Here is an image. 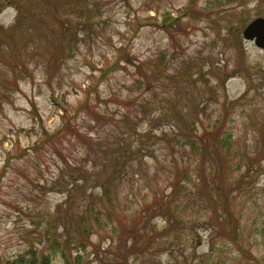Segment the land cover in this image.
<instances>
[{"label":"rangeland","instance_id":"obj_1","mask_svg":"<svg viewBox=\"0 0 264 264\" xmlns=\"http://www.w3.org/2000/svg\"><path fill=\"white\" fill-rule=\"evenodd\" d=\"M259 16L264 0H0V261L33 252L51 264H264V48L243 36ZM51 59L61 68L49 78ZM147 70L165 82L133 100L142 93L172 115L150 129L140 120L126 139L144 157L116 162L118 103ZM86 99L109 114L74 118ZM186 130L217 143L172 145ZM190 192L172 226L158 215L145 223L157 195L181 204Z\"/></svg>","mask_w":264,"mask_h":264},{"label":"trees","instance_id":"obj_2","mask_svg":"<svg viewBox=\"0 0 264 264\" xmlns=\"http://www.w3.org/2000/svg\"><path fill=\"white\" fill-rule=\"evenodd\" d=\"M163 26H164L163 29H165V25H163ZM3 49L5 50V47ZM27 55H29V54H27ZM14 62L16 64V62H18V61L15 60ZM24 64H25V62H24ZM47 65L45 66L46 67L45 71H46V74L48 75L49 78H50V75L52 76L54 73V70H53L54 66L58 67V69L61 68V64H59L58 62H55L53 59L49 60ZM137 67L139 68V66H137ZM14 68H15V66H14ZM149 71L150 70H147V73H145V75H142V73L139 71L140 72L139 77L127 89L128 94H129L128 97H126V99L124 101H120V103H118V104H121L122 107L124 105L125 108L124 107L121 108V109H124V113L122 115V121H118V120L114 119V121L112 123V124H115V123L119 124L116 126L118 127L120 133L123 135L122 136L123 138L120 139L119 142H116V146H112V148H111L112 154H115L114 158H115L116 162H119L122 159L125 160L124 162H129V161H132V158L144 157V155H138L135 153V151L140 152L141 149H144L141 147L140 144H138L137 138L136 137L133 138L132 144H130L129 140L126 139V137H130V135L131 136L135 135V133H133V132L137 131L136 130L138 128L137 124L139 123L140 120H141V122L144 121L145 124H147V128L150 129V128H153V125H154V123H152L154 121L153 118H158V117H163V116L165 117V116L172 115L171 112L167 111V110H170L171 108H167L165 106H160L159 108L156 107L157 104H159L161 101L158 100L157 103L155 104L153 102L154 100L152 98H150L149 96L146 97V96H144V94L142 95V93H141V100L139 103H137L135 100H133V96L136 95V92L139 89H142L143 87H145L144 91H149V92L154 91L158 87V85H161L160 81L165 82V81H162V78L159 77L160 75L158 73L157 74H156V72L150 73ZM183 71L184 70L180 71V73H182ZM165 77L170 78V74H168ZM133 103L138 104V109L136 110L135 114L131 113L132 112L131 108L133 106ZM161 104H162V102H161ZM87 105H89L88 99H86L84 102L80 103L77 106V108L74 110L73 117L76 118L77 115H79L82 112H84L85 110H87V111H89L90 116H92V119H95L99 123V121H102V116H100V114H106V115L109 114L108 112H102V111H98V113H97L95 110H92ZM177 113H173V116H176ZM70 121H72L71 118H69L67 121H65L63 123V125L61 127H59L60 129H57V131L55 133H52L50 135V138H48V139L50 140L51 138L55 137L56 135L58 136L59 134H61V132L66 131L69 124H71ZM108 121H109V124H111L109 119H108ZM121 122H123V124ZM217 122H220V121H217ZM217 125L218 124L215 122V126H217ZM169 126H173L174 132H176V137H178L181 134V131L184 132V130H182V128H180V129L176 128V124L174 122H170ZM188 130H186L187 135L185 137L175 140L174 144H172V145H174L175 147L180 145V146L184 147L185 149H188V150L193 149V150H197V151L199 150V147L200 148L202 147V152H203V151H209V149H211V147L217 143V141H213L212 144H210L208 141H206L204 139H202L201 141H198L197 139H195L193 137L191 131H188ZM147 131H149V130H147ZM80 132L81 131L78 128L77 133H80ZM167 132L168 131H166V130L163 131V133H166V134H167ZM127 133H129L130 135H127ZM216 138H217V135H216L215 139ZM140 141L141 140L139 139V143H140ZM135 142H137V143H135ZM226 142H227V140L223 137L219 141V143L222 145L225 144ZM129 144L131 146H128ZM104 147H105V145H104ZM107 152H109V151H107ZM109 153H111V152H109ZM60 155H62L61 152H60ZM66 159H69V158H66ZM66 163L68 164L67 161H66ZM103 166H104V164H103ZM117 166L115 168H117ZM222 177H223V175H221V178ZM113 180L114 179L111 178L109 181L112 182ZM110 182H107V185H106V181H105V182L100 183V185L104 188L105 191L108 192L109 188H107V186H109V184H111ZM180 183H181L180 180H175L173 182V186H172V188H173L172 194L173 195L178 194V195L182 196L181 193L183 192L184 187ZM205 189H206L205 187H203V189L198 187L197 193L199 194L198 196L200 197V200L202 199L203 201H206V203L209 206L208 201L210 200V198H209V195L205 192ZM214 189L220 190L221 189L220 184L215 182L214 183ZM184 191H187V189H185ZM201 191L202 192L204 191L205 195H203V193H201ZM184 193H186V192H183V194ZM191 194L192 193L190 192V197L186 198V200H184V202H182L181 204L178 200H174L173 202H170L169 201L170 196H166V200L164 202V197L159 198L157 195L155 197L153 203L151 205H147V207H145L142 210L143 213L149 212L148 213L149 216H145L147 218V221L145 223L151 222L152 219H154V217H156L158 215V216H162V217L166 218L169 225L172 226V223L175 220V213L178 212V210H180L182 205H184V204L188 205V203H186V202H189L188 200H190V199L194 200L196 198L195 196L191 197ZM67 198L71 199L72 194L70 193L67 196ZM220 201H222V200L220 199ZM222 202H223V205L225 207V210L228 212V217H226L224 220H226V221L228 220V222H230L229 220L231 219V215L229 214V208H228L229 202L227 201V198H225V200ZM99 211H101L100 208H99ZM87 212H89V213L93 212L92 207L89 208L87 210ZM154 212L156 214H153ZM94 217H95L94 219L98 218L97 215H94ZM80 219L82 221V224H80L79 222L78 223L81 227V231H83L85 235H88L91 232V230L94 228V224L91 222V219H88L85 215H82L80 217ZM99 222H100V220H99ZM235 234L236 233H234V236H235ZM133 245H134V243H133ZM133 245L130 248L133 249ZM32 253L33 252H28V253H24V254L22 253L13 259H10V260L4 261V262L0 261V264H51L48 256L37 257V255L32 254ZM64 256L67 257L65 254H64ZM80 257L81 256L78 255L77 259H80ZM79 263H80L79 261H77V263H75V262L71 261L69 258L67 260H65V262H64V264H79Z\"/></svg>","mask_w":264,"mask_h":264},{"label":"water","instance_id":"obj_3","mask_svg":"<svg viewBox=\"0 0 264 264\" xmlns=\"http://www.w3.org/2000/svg\"><path fill=\"white\" fill-rule=\"evenodd\" d=\"M243 36L246 39L254 40L257 46L264 48V17L260 16L249 22Z\"/></svg>","mask_w":264,"mask_h":264}]
</instances>
